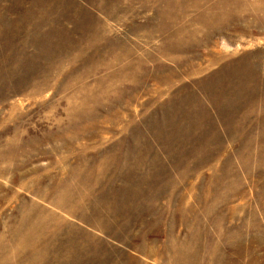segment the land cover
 <instances>
[{
  "label": "rangeland",
  "instance_id": "obj_1",
  "mask_svg": "<svg viewBox=\"0 0 264 264\" xmlns=\"http://www.w3.org/2000/svg\"><path fill=\"white\" fill-rule=\"evenodd\" d=\"M0 264H264V0H0Z\"/></svg>",
  "mask_w": 264,
  "mask_h": 264
}]
</instances>
